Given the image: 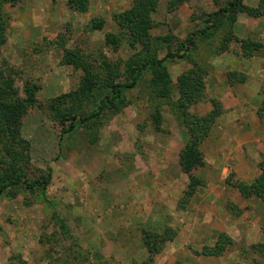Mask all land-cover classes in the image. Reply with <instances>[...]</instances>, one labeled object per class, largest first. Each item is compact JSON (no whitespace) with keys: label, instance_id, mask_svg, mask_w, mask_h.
<instances>
[{"label":"rangeland","instance_id":"374dc122","mask_svg":"<svg viewBox=\"0 0 264 264\" xmlns=\"http://www.w3.org/2000/svg\"><path fill=\"white\" fill-rule=\"evenodd\" d=\"M134 1L90 0L86 11L72 9L68 0H17L4 6L8 25L0 71L14 79L20 99L27 98L28 85L35 89L36 101L25 105L21 120V137L28 143L31 159L27 176L31 181L51 173V181L44 190L20 189L14 198L1 196L0 264H142L150 260V264H264V197H246L239 188L251 185L262 173L264 148L258 157L246 152L247 165L228 158L234 142L218 145L217 150L205 143L207 148H201L203 157L194 170L204 186L182 203L189 177L179 160L189 135L175 115L178 79L196 64L206 70L205 99L190 107L198 116L212 111V99L221 103L220 116L224 115L231 103H222L211 90H238L248 80L246 72L230 70L229 64L243 62L256 71L264 69L259 67L264 64V0H245L259 15L241 12L234 24L239 38L262 45L258 55L243 56L241 44L233 40L228 41V51L218 53L223 31L205 40L198 37L197 49L189 57L165 61L174 84L169 97L157 96L160 87L154 89L152 71L147 69L140 73L138 84L125 90L126 106L121 111L80 123L79 118L98 110L99 99L64 97L80 88L85 75L82 68L66 64L65 56L76 52L100 70L108 60L118 82H132L128 68L140 65L151 54L150 48L132 47L125 39L112 44L107 36L120 39L115 17ZM170 1L159 0L152 13L151 51L159 58L171 52L182 54L179 42L205 27L204 15L229 0H188L175 9ZM167 35L175 40L165 42ZM230 72L237 73L232 82ZM157 111L159 125L154 118ZM72 114L79 124L64 133ZM254 115L263 122L264 108ZM220 116L210 135L218 131L216 137L223 139L231 126L221 125ZM251 163L259 170L253 180L251 174L241 172ZM54 210L68 222L71 234L66 240L55 224ZM215 227L225 228L221 233L226 232L233 245L219 257L195 255L215 243L220 234ZM168 228L176 232L174 238L154 248L151 235ZM149 246L155 255H150Z\"/></svg>","mask_w":264,"mask_h":264},{"label":"trees","instance_id":"16d2710c","mask_svg":"<svg viewBox=\"0 0 264 264\" xmlns=\"http://www.w3.org/2000/svg\"><path fill=\"white\" fill-rule=\"evenodd\" d=\"M184 1L188 0H171L170 7L175 9ZM16 2L17 0H0V50L6 42L8 25L3 8L8 3L14 4ZM244 2L245 0H229L225 6L220 7L217 11L204 15L205 27H199L196 31L189 34L184 41L179 42L178 50L182 54L171 52L164 58H159L156 51H151L152 37L150 34V30L154 27L152 13L157 10L159 0H135L130 9L115 17L120 28V39L114 35L107 36V41L112 44L125 39L132 47L141 44L147 49L150 48L151 54L140 65L128 68L130 77L133 79L132 82H118L116 80L117 72L107 62L108 60H104L106 61L105 66L101 65L102 70H100L95 69L92 64L82 61L76 52L70 51L65 56L64 61L66 64H75L82 68L85 75L80 88L66 94L64 97L72 98V100L81 96L87 99H99L98 110L79 118V122L89 123L93 118L99 117L101 113L115 115L121 111L126 106L125 90L138 84L140 73L147 69L152 71L154 89L160 87L157 96L169 97L172 94L174 84H172L167 72L165 61L172 57H189V53L193 49H197L198 37L201 40H205L211 38L217 32L223 31V40L217 51L218 53L228 51V41L233 40L241 44L243 56L252 57L258 55L262 48L261 44L249 39H241L234 33V24L239 13L248 12L255 16L259 15V12L250 9ZM68 3L72 9L86 11L90 0H68ZM100 26L101 24H98L96 27ZM163 39L169 43L175 40V37L167 35ZM205 74L206 70L203 66L196 64L189 72L179 77L176 85L177 91L180 93V99L176 104L175 115L186 128L189 135L188 141L180 153L179 160L182 171L189 177V184L182 203L187 202L199 187L204 186V181L194 174V170L203 157L200 146L210 136L217 118L223 112L221 103L215 99H212V111L204 116H198L190 111L192 104L205 99ZM9 75L6 71H0V198L5 193L14 198L20 189L31 191L36 188H42L44 190L51 181V173L36 180L30 181L28 179L27 169L31 159L28 143L21 137V120L24 115L25 105L32 106L36 101L35 89L28 85L26 88L27 98L25 100L20 99L17 90L14 88V79ZM235 75L237 76L235 72L228 74L231 82ZM70 118V127L63 130L64 133L72 131L79 124L76 122L77 116L75 114H72ZM154 118L159 125L160 122H157L160 121L158 111ZM239 188L246 197L253 195L264 197V165L262 173L251 185L240 184ZM52 216L60 235L66 240L71 234L67 220L60 215L58 210H54ZM175 234L176 232L172 228L166 229L163 234H152V238L155 239L154 248H156V243L164 244L172 240ZM233 243V239L227 233H220L213 245L204 246L201 251H195L194 254L205 257H219ZM148 250L150 255H155L152 246H149ZM72 260H75V257ZM64 261H67V259ZM150 261L142 264H150Z\"/></svg>","mask_w":264,"mask_h":264},{"label":"crops","instance_id":"0c3cea01","mask_svg":"<svg viewBox=\"0 0 264 264\" xmlns=\"http://www.w3.org/2000/svg\"><path fill=\"white\" fill-rule=\"evenodd\" d=\"M228 66L230 70L240 71L241 73L246 72L248 76V80L244 84H240L241 87L238 86V90H232L233 88H231V90H211L214 96L222 103H231L229 106H226V113L219 118L221 125L227 126V129L228 126H231V132H228L230 133V139L228 141L226 140V136H229V134H226L225 131L222 132L223 134L225 133L223 139L216 137L218 131H214L212 135L204 141L201 148L203 150L205 147L207 148L205 143H208V148L210 147L213 150H217L219 149L218 145L234 142L235 147L230 149L231 151L228 154V158H232L242 164L244 162L247 163L244 161L248 156L246 152H249L252 156L254 155V157H258L264 148V121L257 120L258 118L256 115L253 116L258 108H264V90H261L264 85V64H259V67L263 69L262 71L260 68V70L256 71L254 67H248L246 64L243 66V62L229 64ZM214 86L218 89L220 83L216 82ZM220 92L223 93V95ZM250 113H252V116ZM251 120L256 121L252 122ZM253 150H255V153H250ZM251 165L252 167L248 166V169H244L241 172L245 173L247 177L251 174L250 178L253 180L258 175L259 170L254 166V163H251ZM222 227H215V231L220 233L224 232L225 228ZM217 235L214 236L215 240Z\"/></svg>","mask_w":264,"mask_h":264}]
</instances>
